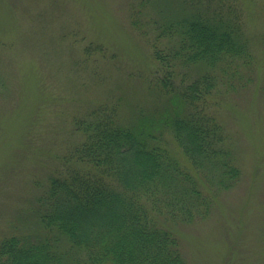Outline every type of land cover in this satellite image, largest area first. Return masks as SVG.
<instances>
[{
	"label": "rangeland",
	"instance_id": "374dc122",
	"mask_svg": "<svg viewBox=\"0 0 264 264\" xmlns=\"http://www.w3.org/2000/svg\"><path fill=\"white\" fill-rule=\"evenodd\" d=\"M130 1L136 2L0 0V240L44 233L36 198L55 154L80 137L74 116L109 99L120 102L125 122L165 107L166 96L150 84L152 51L131 25ZM218 3L243 10L254 54L250 65L225 72L217 95L240 172L228 188L212 182L214 204L204 218L164 223L179 238L186 264H264V0L211 5ZM182 7L179 0H155L141 18L172 17Z\"/></svg>",
	"mask_w": 264,
	"mask_h": 264
},
{
	"label": "trees",
	"instance_id": "16d2710c",
	"mask_svg": "<svg viewBox=\"0 0 264 264\" xmlns=\"http://www.w3.org/2000/svg\"><path fill=\"white\" fill-rule=\"evenodd\" d=\"M154 1H130V22L150 44V84L165 107L125 122L120 102L109 99L74 116L80 137L55 154L36 198L44 233L1 239L0 264H186L164 220L204 218L212 182L228 188L238 178L217 95L225 72L254 58L243 10L179 0L172 17L141 18ZM192 67L205 70L193 75ZM168 130L189 165L169 146Z\"/></svg>",
	"mask_w": 264,
	"mask_h": 264
}]
</instances>
